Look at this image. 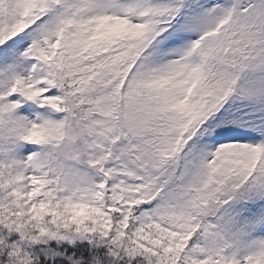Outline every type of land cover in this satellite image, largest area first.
<instances>
[{
    "label": "rangeland",
    "instance_id": "rangeland-1",
    "mask_svg": "<svg viewBox=\"0 0 264 264\" xmlns=\"http://www.w3.org/2000/svg\"><path fill=\"white\" fill-rule=\"evenodd\" d=\"M46 6L55 12L42 19L40 25L26 31L25 39H20L17 45L18 54H13V57L10 54L5 60L7 64H4L0 81L10 99L15 80H26L28 77L30 80L26 81L31 82L33 79L32 74L28 73L29 66L33 63L29 60L32 54H29V49L26 50L30 45L26 43L27 39L36 43L43 36L55 39L64 27L63 20L69 22L73 19L69 16L71 13H87L95 21H119L125 18L142 24L146 37L138 54L137 79L149 74L148 83L151 82L149 84H153L157 90H162L165 95L161 100L169 103H174L178 98L181 100L182 90L187 87L189 92L206 67L214 61L208 63V58L218 42L203 40L204 37L225 24L239 25L242 30L264 26V0H68L65 6L55 0L50 3L48 0H27L22 16L26 22L25 28L34 22L32 15ZM35 49L36 45L34 52ZM255 54L257 56L253 59L252 66L241 74L231 86L230 96L212 114L208 116L212 107L211 98L200 103L199 115L193 119L195 122L192 128H187L190 127L187 125L180 129V122L175 125V141L182 136L193 138L194 130L205 122L206 129L199 135L203 138L202 141H210L211 138L216 141L229 140L256 146L261 154L264 153V52L256 51ZM172 76L180 80L181 85ZM177 86H182V89L175 95ZM144 91L137 93V88L129 89L128 93H123L125 99L118 106L119 109H103L94 129H86L85 134H81L84 139L78 141L79 146H76L79 159L73 155L60 163L67 194L56 205L55 221L67 227L73 221L79 222L81 219L87 218L93 222L95 219L99 220L95 215L98 207L92 202L97 199L95 195L105 199L106 186L113 199H129L132 208L141 201H151L147 199L151 196L145 186L148 184H143L151 182L160 204L159 207L153 205L151 208L147 205L141 211L137 229L139 237L144 236L148 242L147 235L142 231L144 227L167 235L170 240L173 239L174 245H183L184 235H190L189 232L201 222L208 230L209 242L217 248L210 258L222 254L228 264H232V257L226 251L227 244L232 241L229 236L232 228L224 224L221 211L216 210L215 213L210 209L211 168L205 144L198 147L196 143L179 141L178 149L171 151L170 144L166 145V151L160 157L152 154L153 162L149 164L145 162L143 155L122 156L123 151H129L123 149L121 143L115 154L108 158L103 148H93L95 143L97 146H103V142L108 146L113 145L115 137H119L121 133L129 141L127 146H133L131 140L137 129L143 132L148 125L152 127V123L155 124L159 120L157 117L162 115L159 109L165 111L164 122L160 120L162 127L169 130L171 113L163 104L152 101V92L149 93L148 89ZM11 102L14 103L12 99ZM38 104L35 100L26 102L19 98L15 103L14 112L19 117L16 118L15 130L21 131L16 133L11 153L6 148H0V264H31L33 261V251L30 248L38 233L28 227L27 217L32 213L35 203L24 173L29 168L26 159L31 157L30 150L33 147L22 140L21 134L24 135L32 123L31 112L37 113L33 117L41 115ZM182 110L188 113L184 107ZM177 116L180 117V114ZM21 136L20 142L18 139ZM167 138L170 139V136ZM172 139L174 140L173 136ZM81 153L89 158V164H101L104 183L101 194L99 187L96 188L93 184L94 176L89 173L95 167L85 166L86 161ZM260 170L262 168L258 171ZM109 177H112L111 181ZM41 185L37 184L38 190ZM6 188L13 192L11 199L8 198ZM83 193L87 195L85 200L79 197ZM73 213H76L74 218ZM38 215L39 212L36 216L33 215L37 217L36 223H40ZM98 224L104 225L101 222ZM156 226L163 230L157 232ZM48 235L52 239L56 238L52 232H48ZM62 235L61 241L65 244L78 239V236L70 233ZM263 251L264 249L243 254L242 263L264 264ZM237 261L241 262L242 259Z\"/></svg>",
    "mask_w": 264,
    "mask_h": 264
},
{
    "label": "trees",
    "instance_id": "trees-1",
    "mask_svg": "<svg viewBox=\"0 0 264 264\" xmlns=\"http://www.w3.org/2000/svg\"><path fill=\"white\" fill-rule=\"evenodd\" d=\"M2 46L3 42L0 41V48ZM60 50L64 52L63 46ZM61 55L63 56L62 62H64L63 68L53 75L51 81L55 87L52 90L64 98L61 107L67 111H74V116L79 117L85 110L95 108L94 103L101 97L94 99V96L105 91L103 86H107L109 92L112 93L111 86L117 82L107 72V68L112 65V60H110L112 54L103 52L99 54L101 57L97 58H90L86 55L85 60L89 64L86 66L83 62H76V56L67 59L70 54ZM61 55L56 53V58L57 56L60 58ZM74 65L80 67L72 73L70 68ZM77 87L82 88L83 101L79 99ZM117 88L118 86L115 85V91ZM30 92L32 93L31 89ZM49 95L50 93H46V97ZM0 114H2L1 106ZM12 137L11 132L5 133L0 139V145L2 146L6 141L13 143ZM243 168L247 169L248 173L251 172L248 176L247 189L251 192L253 199L246 202L243 198L246 189L242 190L240 186L233 187L232 184L226 183L225 188L221 189L216 186L213 190L215 195L212 203L215 205V210L221 211L224 224L234 231L235 241L249 246L256 244V241L245 236V232L251 235L259 234L264 229V221L254 224L243 223L246 211L250 220L260 214L257 210L259 197L256 193L264 185V176L257 177L259 174L254 176L257 171H253V167L246 163L243 164L242 170ZM48 184L44 191H39L37 194L32 213L27 217L28 227L38 233L30 248L33 251L31 264H196L195 261H199L197 255L201 253V247L207 239V233L203 231L194 232L187 237L184 247H177L170 246L164 234L145 232L144 234L148 237V242H146L144 236L139 237L138 235L135 218L131 219L130 226H123L118 218L107 222V226L99 225L96 219L93 222L86 218L79 222L73 221L65 227L63 223L55 221V209L60 200L55 195L54 183L50 181ZM8 196L11 199L12 196ZM240 211L243 212L240 213ZM38 212L40 223H36L37 217H34ZM75 214L73 213L72 218ZM0 229H2L1 226ZM50 231L55 233L58 239H51L48 235ZM63 233L80 235L83 238L67 245L59 240V236ZM13 235L19 234L13 233ZM229 249L230 247L227 248V252L230 251ZM220 259L221 257L218 260ZM218 260H214V263L217 264Z\"/></svg>",
    "mask_w": 264,
    "mask_h": 264
}]
</instances>
